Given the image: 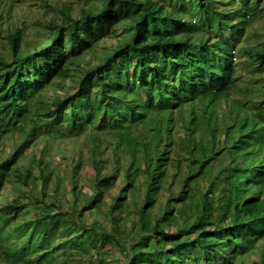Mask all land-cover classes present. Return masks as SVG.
Instances as JSON below:
<instances>
[{
  "label": "trees",
  "instance_id": "16d2710c",
  "mask_svg": "<svg viewBox=\"0 0 264 264\" xmlns=\"http://www.w3.org/2000/svg\"><path fill=\"white\" fill-rule=\"evenodd\" d=\"M39 1L46 40L0 47V264H264V0Z\"/></svg>",
  "mask_w": 264,
  "mask_h": 264
},
{
  "label": "rangeland",
  "instance_id": "374dc122",
  "mask_svg": "<svg viewBox=\"0 0 264 264\" xmlns=\"http://www.w3.org/2000/svg\"><path fill=\"white\" fill-rule=\"evenodd\" d=\"M8 1V0H6ZM17 1V2H15ZM12 6V11H9V7L8 4L2 5L0 4V13L1 14H9L11 19H10V24H4L3 27H0V47L1 46H5L6 41L4 40V38H2L3 35L7 34V32L10 31H15L16 29L21 28L23 25L26 27V30L24 32V38H23V43H24V48H28L30 45H34L37 42H41L42 40H46V34L47 32L51 33V29L46 30L44 27L47 26L51 20H53L58 13L57 12H53L50 9L46 8V3L45 2H41L39 0H15ZM66 1V0H64ZM73 1V3L75 5H77L78 3L76 2V0H71ZM59 1H56L54 3L58 4ZM49 3L51 4V2L49 1ZM53 4V3H52ZM78 6V5H77ZM76 6V7H77ZM56 19V18H55ZM60 19V18H59ZM34 22H37L36 24H34ZM261 23H259L260 25H264V18L262 20H260ZM26 24V25H25ZM39 24V26H38ZM9 26V28H8ZM45 34V35H44ZM116 41H106L105 43H115ZM239 63V71L243 70L244 66H247V62H246V58L244 56H242L241 58H238ZM243 70L242 73L240 74V78H239V85L243 88H248V84H246L245 82L250 81L253 78H258L260 77V75H262L261 72H247ZM251 82H253L251 80ZM258 85L259 83H253ZM260 85V84H259ZM58 94H63L62 91L57 92ZM233 98L234 99H241L243 98V96L237 94V93H233ZM220 111H224V105L221 104L219 105V107L217 108V112L220 113ZM223 113V112H222ZM222 115V114H221ZM221 117V116H219ZM85 139H87V137H84ZM103 139L105 138V136L102 137ZM85 139L83 138H69L66 139L65 141H63L62 143H53L52 145V149L49 151V159L52 161V163H54V165L56 166V175H60L63 176V178L69 180L71 178L70 176V171H72L71 167L74 165V162L71 158L72 155L77 153V150L82 147L83 145L82 143H85ZM105 142V141H104ZM43 144V142L39 141L38 145L36 147H34L33 149L31 148V150H29L24 157L22 158V160L20 161L21 163H23V165H25L26 167L28 166V164H31V162L35 161V159H38L41 156V152H40V147ZM103 148V147H102ZM112 152L108 151L106 154L110 155ZM83 172H91L92 168L91 166L87 163L84 162L83 165ZM35 174H38L39 168L38 165L35 164L34 168H33ZM30 191L29 188H19L18 185L16 184H9L5 187L3 194L9 198H16V197H20V195L22 194V192H28ZM114 193V192H113ZM31 194V193H30ZM29 194V195H30ZM111 196V192L108 193V197ZM132 194L129 193V198H132ZM141 199V195L139 192H137V194H135V196L133 197V201H139ZM4 204V203H2ZM2 206V205H1ZM0 206V208H2ZM6 220H3L2 224H4ZM16 221H14L12 224H15ZM6 225V224H5ZM15 236V234H13V237ZM75 242L73 241L72 243L66 244L65 246H62V248H58L57 249V253H60V256H57L58 258L56 259L57 264H72L71 262H66L64 260V258L61 256L63 253V249L64 247L67 246V248H72V246H74ZM65 244V243H64ZM66 248V249H67ZM65 249V250H66ZM120 250L119 249H110L108 255H106V264H115L116 262H118L120 260ZM77 257L79 258L80 256L77 255ZM81 258V257H80ZM252 258V257H251ZM258 258L257 256H255V259ZM84 259V258H81ZM247 261V260H245ZM201 262H203V258H201ZM248 264H252L250 262H248Z\"/></svg>",
  "mask_w": 264,
  "mask_h": 264
}]
</instances>
